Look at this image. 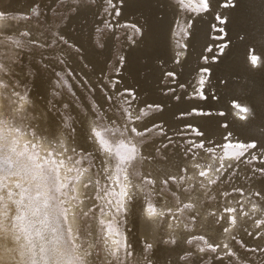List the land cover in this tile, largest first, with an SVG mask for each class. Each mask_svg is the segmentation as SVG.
<instances>
[{"label": "snow or ice", "instance_id": "6c2138e0", "mask_svg": "<svg viewBox=\"0 0 264 264\" xmlns=\"http://www.w3.org/2000/svg\"><path fill=\"white\" fill-rule=\"evenodd\" d=\"M56 2L60 3L61 0ZM80 3L81 0H70L63 10L77 15L85 10L93 12L91 7L83 9L72 6ZM89 4H96L97 8L102 7L103 12L113 18L121 16V9L127 11L131 6L130 0H89ZM211 5L212 0H198L197 6L192 10L206 13ZM235 6L233 0H225L224 7ZM94 14H98V11ZM5 16L6 13L0 11V18ZM24 18H35L40 26L19 32L18 37L13 41V49L0 47V124L6 127L7 122L2 118L3 116L15 119L24 113L25 104L18 101L25 100V103L28 101L17 91V88L21 85L26 86L29 77L39 73L38 67L36 73L32 68L40 64L44 65L45 70L60 65L67 67L69 61L79 67L78 54L84 47L83 44L77 47V43L66 38L64 31L57 30L54 23H44L47 17L39 3H34L30 15ZM216 20L220 24L227 23L219 15L216 16ZM103 23L106 30L112 29L113 25L110 21ZM130 27L135 35L143 38L139 41L133 37L129 39L138 45H146L151 25H149V33L144 32V25H139L138 22ZM188 27L191 28L192 25L189 24ZM218 31L223 33L224 29L220 28ZM5 33L6 29L0 25V36L5 37L4 40H0V44H4L8 39ZM89 45L93 56L104 54L98 51L97 46L107 50V45L99 41L92 44L91 36ZM224 47L226 45L220 46L218 50L220 55H226L223 52ZM205 50L212 52L210 57H204L205 60L219 59L210 47L205 46ZM26 52L31 54V60L28 64H23L21 55ZM131 58L132 53H129V65ZM83 59L88 61L84 65L85 68L92 65L94 72L96 70L104 72L103 67L96 68L94 61L88 55L83 56ZM262 59L264 58L254 53L250 55V63L253 66ZM22 64L23 66L17 67ZM124 65L125 57L120 56L114 66L117 75ZM125 70L129 69L125 68ZM61 71L65 69L61 68ZM74 71L73 68L67 72V75H72ZM204 71L207 72L208 69ZM174 74V72L168 73L169 76ZM56 75L63 79L59 72ZM122 79L123 77L107 79V86L113 88L111 94L101 87L103 97L100 99L107 100V107L93 101L96 106H90L86 111L78 112L73 116L71 106L63 101H60L65 109L63 113L58 111L55 104L51 107L45 106L46 112L57 113L63 126L60 131L66 133L68 141L65 144L62 139L57 140L59 155L63 159L53 161L54 167L50 170L43 164H34L31 169L21 165L9 154L15 153V149H8L6 139L0 136V153H4L0 155V264H155L153 243L145 240L144 245L137 249L126 236L122 240H113L110 243L103 234L104 221L100 219L109 213L113 216L122 214L125 219L128 216H135L138 210L142 212L145 203L149 213L145 217L146 234L159 235L160 242L166 245H177L178 239L181 240V244L189 245L187 249L180 246L177 248L184 252L180 259L186 261V264H205V262L211 264L212 261L224 264L225 260L227 264H264V228H262L264 219L254 220L256 228L260 231L253 232L244 228L248 236L258 241L254 247L243 238L237 237L242 227L237 223L240 216H247L249 219H252L255 213L264 216V205L251 199V197H259L264 201V167L252 169L253 176L259 174L261 180L259 189L251 192V197H245L251 205L249 211H243V208L238 211L234 206L223 204H218L215 211H208L207 208L211 206H205L201 199L203 197L215 200L216 196L211 194L214 191L220 196L231 195L227 191L219 192L217 181L223 183L226 180L224 173L234 167V161L240 160L246 150L255 149L257 145L255 143L221 144L222 154L215 156L216 164L208 165L196 159L197 153L194 150L200 149L211 157L213 149L202 141H189L184 152L187 161L182 157L180 163L176 164L174 157L166 151L173 141L172 137L168 136L165 125L156 123L153 119L149 127L145 120L150 114L149 110L162 112V105L154 102L147 104L145 108H134L137 93L132 86H125L120 90L119 84ZM83 83L89 85V80H83ZM198 83L200 86L206 83L203 76ZM90 87L96 86L90 85ZM25 91L28 89L25 88ZM195 94L206 98L203 97L202 87L197 88ZM176 98L180 99V97ZM240 111L245 112L247 109L240 108ZM197 114L206 115V113H197L195 109L185 113V115ZM37 118L42 119L43 113ZM77 122L80 124L79 128L76 127ZM183 132L192 133L197 137L205 135L202 129L194 127L191 123L185 124ZM149 133H152V136ZM156 135L166 139L168 143H164L163 139L157 142L154 139ZM80 140L83 141L82 144L79 143ZM73 142H75L74 146ZM226 148L239 149L233 162H226V159H232L227 157L224 151ZM16 155L22 154L16 153ZM189 162L191 170H199L198 176L204 179L197 180L195 185L189 183L185 189L184 177L180 173L189 171V168L184 166ZM261 163L264 164V161ZM61 167H67L68 172H75L67 183L60 176ZM170 168H175L177 174H172ZM210 172L212 175H209ZM12 177L17 178L14 190L5 183ZM189 179H196L195 171ZM29 182H35L34 193L31 187L25 186ZM173 184L179 186L180 195H177ZM112 185L119 189L120 198L115 201L108 199L113 194ZM209 185H217V187L211 189ZM186 191L188 195L184 196ZM232 192L245 196V192L239 187L234 186ZM169 196L176 197L177 210L172 206H167L165 209V206L160 204L161 200H168ZM153 197L156 198L155 203ZM185 199L189 202H184ZM102 200L103 204L100 203ZM236 203L240 204V201L237 199ZM10 205H15V209L13 210ZM157 206L164 209L158 215ZM184 210L188 213L187 218H182L178 214ZM34 217H42V219H33ZM194 227L197 230L203 229L204 232L193 234ZM109 230L111 231L110 226ZM212 233L215 235H211ZM164 235L168 237L166 240L163 239ZM218 238L219 242H216ZM232 241L239 245L238 249L234 248ZM209 253L212 255H207Z\"/></svg>", "mask_w": 264, "mask_h": 264}, {"label": "bare ground", "instance_id": "6f19581e", "mask_svg": "<svg viewBox=\"0 0 264 264\" xmlns=\"http://www.w3.org/2000/svg\"><path fill=\"white\" fill-rule=\"evenodd\" d=\"M69 2L70 0H61L60 3L56 0H0V11L6 13L4 18H0V25L4 26L5 35L8 37L4 44H0V47L13 49V41L18 37L19 32L40 26L35 18H24L30 15V9L34 3L41 5L47 17L44 23H54L57 30L64 31L66 38L77 43V47L80 44L84 46L78 54L79 67L69 61L67 67L60 65L45 70L44 65L40 64L32 68V71L36 73L38 67L39 73L29 77L26 86L21 85L17 88V91L28 101V103H25V100L18 101L25 104L24 113L15 119L3 116L7 127L0 124V136L6 139L8 149H15V153H9L13 159L30 169L34 164H43L50 170L54 167L53 161L63 159L59 155L57 140L62 139L65 144L68 141L66 133L60 131L63 126L60 124L57 113L46 112L45 106L51 107L55 104L58 111L63 113L65 109L60 103L63 101L71 106L73 116L78 112L86 111L90 106H96L93 101L107 107V100L100 99L103 97L101 87L111 94L113 88L107 86V79L123 77L119 84L120 90H123L125 86H132L137 93L134 108H145L147 104L154 102L162 105V112L149 110L150 114L145 120L149 127L153 119L156 123L165 125L167 134L173 141L166 151L174 157V163L179 164L182 157L187 161L184 152L189 141H202L207 147L213 149L211 157L200 149L194 150L197 153L196 159L208 165L216 164L215 156L222 154L221 144L255 143L257 145L255 149L246 150L240 160L234 161V167L224 173L226 180L223 183L217 181L219 192L227 191L231 195L220 196L214 191L211 194L216 196L215 200L201 198L205 206H211L207 208L208 211H215L218 204L234 206L238 211L241 208L243 211H249L251 205L245 197H251V192L259 189L261 180L259 174L253 176L252 169L264 167L261 163L264 161V103H262L264 59L255 66L250 63V55L253 53L264 58V0H233L236 6L232 8L224 7L225 0H212L211 8L206 13H197L192 10L197 6L198 0H130L129 9L127 11L121 9V16L115 18L107 16L102 7L97 8L96 4H89V0H81L79 5L72 6L83 9L91 7L93 12L85 10L80 15L71 11L66 12L63 8ZM96 11L98 14H94ZM218 15L227 23L220 24L216 20ZM103 21H110L113 25L112 29L106 30ZM137 22L139 25H144L146 33H149V25H151L146 45H138L129 39L133 37L139 41L143 38L135 35L130 27ZM189 24L192 25L191 28L188 27ZM220 28L224 29L223 33L218 31ZM90 36L92 44L99 41L107 45V50L97 46L98 51L104 52L103 55H91ZM4 39V36H0V40ZM221 45H226L223 48L226 55H220L218 50ZM205 46L210 47L217 54L219 57L217 61L204 59L212 55V52L205 50ZM129 53H132L131 65L128 63ZM85 55L94 61L97 69L103 67L104 72L101 73L98 70L94 72L92 65L85 68L84 65L88 63L83 59ZM120 56L125 57V65L117 75L114 66ZM30 60V53L21 55L23 64H28ZM61 68L65 71H61ZM73 68L75 71L72 75H67V72ZM125 68L129 70L126 71ZM204 69L208 71L205 72ZM57 72L60 73V77H63L62 80L57 77ZM169 72H174V76H169ZM201 76L206 81L203 86L198 83ZM83 80H89V85L84 84ZM90 85L96 87L91 88ZM201 87L203 97L206 98L195 94L196 89ZM25 88L28 91H25ZM237 105L239 107H236ZM240 108H245L247 111L242 112ZM193 109L197 113H206V115H185ZM41 113L43 118H37ZM188 123L202 129L205 135L197 137L192 133L183 132L185 124ZM76 127H80L79 122L76 123ZM149 135L152 136V133ZM154 139L159 142L163 138L156 135ZM163 142L168 143L166 139H163ZM79 143L82 144L83 141L80 140ZM74 145L75 142H73ZM224 151L228 158H232L226 159V162H233L239 149L226 148ZM16 153L22 155L17 156ZM3 154L0 153V155ZM188 155L190 156L191 153ZM184 166L189 168V171L180 173L184 177L185 189L189 183L195 185L197 180L204 179L198 176L199 170H194L196 179H189L194 175V171L191 170L190 162ZM59 171L65 183L75 175V172H68L67 167H61ZM169 171L174 175L177 174L175 168H170ZM209 175L212 173L210 172ZM16 179L12 177L5 183L14 190ZM25 186L31 187L33 193L35 192V182H29ZM172 186L176 188L177 195H180L179 186L176 184ZM234 186L242 188L245 196L232 192ZM111 187L113 194L108 199L115 201L120 198L119 189L115 185ZM216 187L217 185H209L211 189ZM183 195L187 196L188 192H184ZM237 199L240 204L236 203ZM251 199L264 205V201L259 197H251ZM155 200L156 198L153 197L154 203ZM184 202L189 201L185 199ZM100 203L103 204L104 201ZM177 203L176 197L172 196H169L168 200L160 201L165 209L167 206H172L174 210H177ZM10 207L15 209V205ZM180 207L182 208V205ZM161 210L164 209L157 206L156 214L158 215ZM147 214L149 213L145 203L142 212L138 210L135 216H128L126 219L122 214L113 216L111 213L100 217L104 221L103 234L110 243L113 240H122L126 236L137 249L144 245L145 240L153 243L155 264H186V261L180 259L184 252L177 248L180 246L187 249L190 246L181 244L180 239L177 240V245H166L160 242L159 235L146 234ZM178 214L182 218L188 216L186 210ZM257 218L264 219V216L255 213L252 219L240 216L237 220L238 225L242 226L237 233L238 239L243 238L253 247L258 241L248 236L244 228L253 232L260 231L254 223ZM33 219H42V217ZM203 232V229L193 228V234ZM167 238V235L163 236V239ZM216 242H219V238ZM231 243L234 248H239L234 241ZM138 255L137 252V258ZM211 264H220V262L212 261ZM224 264H227V260Z\"/></svg>", "mask_w": 264, "mask_h": 264}]
</instances>
